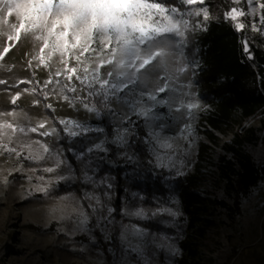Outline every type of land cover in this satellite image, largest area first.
<instances>
[{"label":"rangeland","instance_id":"obj_1","mask_svg":"<svg viewBox=\"0 0 264 264\" xmlns=\"http://www.w3.org/2000/svg\"><path fill=\"white\" fill-rule=\"evenodd\" d=\"M232 2L231 8L245 15L237 16L235 21L227 19L235 25L243 24L238 30L245 31L249 39L260 40L264 50V20L261 19L264 8L260 7L264 0ZM199 7L208 8L210 18L207 21L202 17H183L195 32L206 29L213 18L207 0L203 5L198 0L194 5L179 7L185 13ZM18 23L14 15L8 17L6 11L0 12V264H179L187 239L197 251L191 264H264V114L257 112L244 119L237 116L238 120L227 127L226 132L214 131L215 139L212 140L208 133L211 129L202 122L209 104L199 93L193 73L201 68V61H190L186 57V37L182 46L169 49L168 69L148 73L146 86L137 89L141 91L146 87L147 92H152L158 85L168 84V91L157 96L167 103L153 109L158 118L149 119L146 125L144 118L131 117L135 124L141 119L147 131L145 141L152 164L157 167L156 152L168 164L157 168L166 173L164 181L169 193L163 204L148 214L144 209L143 191L134 188L136 169L125 170L121 178L123 191L115 236L110 226L114 219L111 187L115 181L111 169L117 165L109 157V145L112 144L120 155L130 158L126 151L127 134L135 124L120 122L118 116H112L95 99L91 103L96 104L98 113L86 111L78 101H65V95L70 98L83 96L80 91H61L68 85L64 70L76 66L75 60L69 59L67 65L62 63L59 53L44 48L43 40L36 38L42 35L38 31L22 30L17 40L15 25ZM196 23L201 27H194ZM248 38H242L247 57L258 67ZM172 43L179 44V41L173 38ZM180 67L186 70L178 72ZM57 72L61 74L57 76ZM71 83L80 89L77 81ZM40 95L45 97L48 106L51 105L49 109L57 121L76 120L93 131L81 137H70L66 133L67 148L57 121L47 112ZM189 103L199 107L189 110L186 107ZM109 107L117 114L129 112L115 100ZM105 114L112 127L119 128L124 135L123 147L111 142L112 134L108 137L103 121ZM33 128L37 131L33 132ZM97 128L103 131H95ZM246 128L254 129L257 139L244 142L242 148L253 157L263 178L240 198L237 206L234 191L221 176L218 164L222 155L233 158L227 145L234 132L243 133ZM45 132L49 135H42ZM153 134L170 141L173 147L156 149ZM97 143H103L106 150L95 149L93 146ZM203 143H208L209 147L201 156ZM90 147L93 150L86 151ZM68 151L83 174V192L99 198L101 208L108 206L99 228L109 252L104 251L98 232L91 224L89 208L76 185V165ZM47 168L54 170L47 172ZM194 172L200 180L197 189L211 199L205 216L212 222L203 236L187 228L188 219L175 190L178 177ZM101 179L104 185L99 183ZM105 185L110 187L102 195L101 188ZM134 230H139L142 239L134 235Z\"/></svg>","mask_w":264,"mask_h":264},{"label":"snow or ice","instance_id":"obj_2","mask_svg":"<svg viewBox=\"0 0 264 264\" xmlns=\"http://www.w3.org/2000/svg\"><path fill=\"white\" fill-rule=\"evenodd\" d=\"M197 2L198 0H180L182 5L189 6ZM199 3L203 5L204 0H199ZM0 5H3L0 12L6 11L8 17L14 15L19 21L15 25L17 40L22 30L38 31L42 35L36 38L43 40L44 48L52 53H59L62 63L67 65L69 59L75 60L76 66L66 67L64 70L68 85L61 91H80L83 96L70 98L65 95V101H78L86 111L98 113L96 104L91 103L95 99L103 104L112 116H118L120 122L135 124L131 118L135 115L137 118H144L146 125L149 119L158 118L153 109L167 103L157 96L168 91V84H160L152 92H147L146 87L141 91L137 89L142 85L146 86L148 73L168 69L171 56L169 49L182 46L186 33L191 30L189 21L183 19L185 15L202 17L204 21L210 18L207 7H199L185 13L179 7L167 6L164 0H0ZM260 7L264 8V5ZM243 15L245 13L235 7L225 13L226 18L230 17L233 21L237 16ZM261 19L264 20V17ZM194 27L200 28L201 25L196 23ZM236 27L242 29L244 25L237 24ZM173 38H176L179 44H173ZM4 51L7 52L8 49L5 48ZM102 69L106 71L102 72ZM185 70L180 67L178 72ZM60 74L56 73L57 76ZM73 80L79 83V90L76 84L71 83ZM112 100L126 106L129 112L117 114L109 107ZM186 107L191 110L199 105L189 103ZM60 123L65 125L63 131L70 137H81L93 131L85 124L72 119L61 120ZM32 131L36 132L37 129L33 128ZM95 131L101 132L103 129L97 128ZM123 131L126 132L127 128ZM112 136L111 142L123 147L126 141L119 128L113 127ZM153 143L156 149L173 147L170 141L161 140L155 134ZM93 147L100 151L106 150L103 143H97ZM47 150L45 148V151ZM92 150L90 147L86 151ZM155 159L157 167L168 166L158 152ZM53 170L45 169L47 172ZM99 183L105 184L103 179ZM95 203L102 206L99 198H95ZM134 235L142 239L139 230H134Z\"/></svg>","mask_w":264,"mask_h":264},{"label":"trees","instance_id":"obj_3","mask_svg":"<svg viewBox=\"0 0 264 264\" xmlns=\"http://www.w3.org/2000/svg\"><path fill=\"white\" fill-rule=\"evenodd\" d=\"M213 13L208 27L200 32L190 30L186 33L185 55L188 60L200 59L201 68L193 71L194 79L198 84L199 93L206 98L209 107L202 116V122L211 129L210 138L215 139L214 131L226 132L227 127H231L238 119H244L257 112L264 114V50L260 40L255 41L248 38L245 31L237 29L236 25L226 18L227 13L233 5L232 0H207ZM166 5H176L184 7L178 0H164ZM244 37L249 39L258 67L247 57ZM44 101L48 113L57 121L56 115L49 109L45 97L40 95ZM107 135L111 137L112 124L109 116L105 114L103 118ZM239 122V121H238ZM61 133L63 143L68 148L69 138L63 131V126L56 122ZM233 139L227 148L233 154V158L226 155L220 156L218 164L221 176L234 191V200L239 206L240 198L249 193L251 188L258 184L263 178V173L258 167L253 157L247 153L242 144L246 141L253 142L257 139L254 129L246 128L243 133L234 132ZM147 131L143 123L138 120L127 134L129 141L126 151L131 159L120 155L115 151L112 144L109 145L111 151L109 157L117 165L112 168L115 181L111 187V201L114 206V219L110 226L114 230L115 236L118 234V217L120 215V193L123 191L121 184L122 174L128 168H135V189H140L144 193V209L148 214L156 211L164 202L169 193V187L164 181L165 171L158 169L151 162V155L148 151L145 138ZM209 147L208 143L202 144L201 156L205 154ZM71 160L76 165V160L72 153L68 151ZM77 188L83 201L89 208L91 224L98 232V240L105 252H109L108 243L104 240L100 232V224L103 221L108 206L103 208L95 203V199H89L82 188L83 174L76 165ZM200 180L197 172L180 176L176 180L175 190L179 195L183 206V212L188 219L187 228L193 230L196 235L203 236L212 222L205 216L206 208L211 199L203 195L197 189ZM108 187H102V195ZM222 204L227 205L226 202ZM95 209V210H94ZM184 254L179 264H191L195 258L196 248L191 240H185ZM109 256H111L109 254Z\"/></svg>","mask_w":264,"mask_h":264}]
</instances>
